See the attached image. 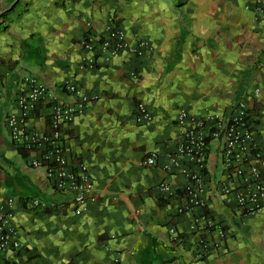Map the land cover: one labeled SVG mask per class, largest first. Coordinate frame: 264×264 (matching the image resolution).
<instances>
[{
    "label": "crops",
    "instance_id": "0c3cea01",
    "mask_svg": "<svg viewBox=\"0 0 264 264\" xmlns=\"http://www.w3.org/2000/svg\"><path fill=\"white\" fill-rule=\"evenodd\" d=\"M254 1L0 0V203L14 200L20 244L0 264H264V212L242 214L222 194L217 140L207 144L199 207L186 205L185 176L161 168L178 143L179 109L228 119L241 106L264 171V10L257 15ZM107 23L149 49L96 53L88 67L81 41ZM26 76L61 99L69 82L88 101L62 128L68 164H84L93 183L81 210L10 142L3 122ZM138 104L149 122H135ZM47 110L39 104L28 122L39 134ZM151 153L155 165L142 166Z\"/></svg>",
    "mask_w": 264,
    "mask_h": 264
},
{
    "label": "built area",
    "instance_id": "2783aa9c",
    "mask_svg": "<svg viewBox=\"0 0 264 264\" xmlns=\"http://www.w3.org/2000/svg\"><path fill=\"white\" fill-rule=\"evenodd\" d=\"M263 10L264 0H255L254 12L261 15ZM81 46L89 55L86 59L88 67L93 66L96 53L107 60L123 50L140 57L149 49L144 41L129 46L123 32L112 23L105 24L96 36L84 38ZM253 93L257 94V90ZM62 94V99L53 94L49 96L45 87L35 78L23 77L15 93L16 111L9 113L3 123L13 146L33 154L28 161L29 166L43 170L52 193L70 194L77 211L84 207L86 201L94 198L93 183L84 164H68L64 155L62 128L83 111L88 101L69 82L62 85ZM44 102L48 109V133L39 134L28 122L37 106ZM150 120V112L138 104L135 122L140 124ZM176 123L180 128L178 143L174 153L168 156L161 168L165 172L185 176L186 184L182 193L187 207L201 205V196L204 194L201 176L205 170L207 144L209 140L215 139L219 142L220 157L227 171L222 194L226 197L232 194L235 208L242 214L263 213L264 171L256 164L259 153L254 148L251 125L242 107L228 119L218 116L195 118L184 109H179ZM140 164L145 167L154 166L155 155L148 154ZM161 188L163 192H168L166 186L161 185ZM25 204L33 210L42 211L45 208V203L39 199H28ZM13 208L12 198H6L0 203V253L16 250L20 246L16 237Z\"/></svg>",
    "mask_w": 264,
    "mask_h": 264
},
{
    "label": "trees",
    "instance_id": "16d2710c",
    "mask_svg": "<svg viewBox=\"0 0 264 264\" xmlns=\"http://www.w3.org/2000/svg\"><path fill=\"white\" fill-rule=\"evenodd\" d=\"M3 15L1 14L0 15V18L2 17ZM18 150V153L20 154L21 158L25 161H28V157H29V153L28 151H26L25 149H22V148H17Z\"/></svg>",
    "mask_w": 264,
    "mask_h": 264
},
{
    "label": "rangeland",
    "instance_id": "374dc122",
    "mask_svg": "<svg viewBox=\"0 0 264 264\" xmlns=\"http://www.w3.org/2000/svg\"><path fill=\"white\" fill-rule=\"evenodd\" d=\"M18 166H21L22 167V169H25V170H29V168L28 167H25L24 165H23V163H20V165H18ZM11 193V192H10ZM16 192H14V194H15Z\"/></svg>",
    "mask_w": 264,
    "mask_h": 264
}]
</instances>
